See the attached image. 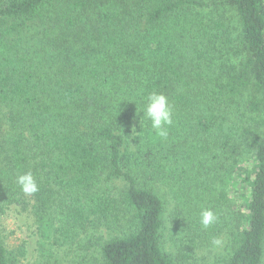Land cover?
Listing matches in <instances>:
<instances>
[{
    "label": "trees",
    "instance_id": "trees-1",
    "mask_svg": "<svg viewBox=\"0 0 264 264\" xmlns=\"http://www.w3.org/2000/svg\"><path fill=\"white\" fill-rule=\"evenodd\" d=\"M224 5L238 15L240 64L227 61L230 27L206 18V0H0V210L30 209L42 239L90 236L98 264H178L162 248L154 188H170L189 226L182 243L194 246L225 228L218 219L204 229L202 210L229 203L227 189L202 194L236 174L247 209L227 264L264 263L263 135L253 165L236 168L238 142L264 133V0ZM153 91L173 108L167 140L141 125ZM244 98L249 127L228 113ZM28 172L32 195L16 183ZM23 255L0 238V264Z\"/></svg>",
    "mask_w": 264,
    "mask_h": 264
},
{
    "label": "rangeland",
    "instance_id": "rangeland-1",
    "mask_svg": "<svg viewBox=\"0 0 264 264\" xmlns=\"http://www.w3.org/2000/svg\"><path fill=\"white\" fill-rule=\"evenodd\" d=\"M209 8L202 9V12L208 14L206 18L216 19L219 15L225 16L226 24L230 27L233 52L228 55L227 61L232 64H240L244 57L238 54L240 33V25L237 12L233 7L224 5V0H206ZM237 51V52H236ZM242 51V50H241ZM246 98L241 102L239 110H228L229 118L239 124L241 127H249L252 125L253 115L248 113L245 106ZM251 116V118H250ZM250 118V119H249ZM264 136L262 130L251 128V134L246 139L240 140L239 153L236 155V168L251 167L253 165L252 154H254V134ZM214 156H211L213 158ZM226 165L233 164L230 158L222 160ZM236 176V174H234ZM232 176L229 185H224L225 181H216L213 186L209 184L206 194H202L211 199L220 193L223 189H227L229 203L221 206L218 211V217L221 223L225 225L221 233L215 234L213 238L223 240V246L215 248L211 241H200L194 246H187L182 243L189 231L188 223L184 219L177 218L178 204L174 199V195L166 184L159 183L154 189L164 203L163 229L161 243L163 250L169 254L178 264H227L232 254L233 235L239 230L241 222V214H246V197L248 187L239 180L238 176ZM237 184V185H236ZM118 191L123 186L115 185ZM226 187V188H225ZM218 190H215V189ZM181 207L184 211L186 207ZM181 209V208H180ZM182 210V209H181ZM183 211V210H182ZM183 213L187 216L188 213ZM183 218V217H180ZM128 227V221L123 224ZM110 232L100 234L105 240L112 238ZM41 231L34 222L30 209L27 210L19 205H13L3 211L0 210V238L2 239L7 250L20 251L23 249L24 255L19 256L18 264H98L97 256H92L94 246L87 245L89 237L86 234H71L70 238H64L59 234H51L49 239H42ZM19 249V250H18ZM86 249H88L86 251ZM85 258V260H84ZM84 260V261H82ZM264 264V263H262Z\"/></svg>",
    "mask_w": 264,
    "mask_h": 264
},
{
    "label": "clouds",
    "instance_id": "clouds-1",
    "mask_svg": "<svg viewBox=\"0 0 264 264\" xmlns=\"http://www.w3.org/2000/svg\"><path fill=\"white\" fill-rule=\"evenodd\" d=\"M150 121V127L161 140H167L169 137V129L173 125V108L167 96L162 93L153 91L146 97V104L143 109L142 120ZM137 134L133 129V136ZM16 183L25 195H32L38 192V184L31 172L19 175ZM218 215L212 210H202L200 214V224L204 229H208L218 222ZM223 240L213 238L211 244L215 248L223 246Z\"/></svg>",
    "mask_w": 264,
    "mask_h": 264
}]
</instances>
